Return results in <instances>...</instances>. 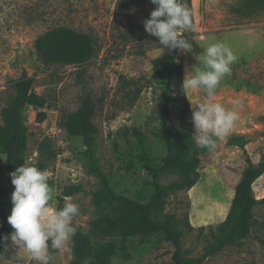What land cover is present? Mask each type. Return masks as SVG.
<instances>
[{"label": "rangeland", "instance_id": "1", "mask_svg": "<svg viewBox=\"0 0 264 264\" xmlns=\"http://www.w3.org/2000/svg\"><path fill=\"white\" fill-rule=\"evenodd\" d=\"M185 2L194 12L195 31L184 34L192 44L191 52L162 51L158 38L146 32L143 21L155 9L150 0H0V126L1 112L26 73L33 81V92L48 105L44 123L36 122L33 108L25 111L27 164L36 167L39 145L50 139L58 152L46 169L54 207L63 208L66 199L61 194L66 186L83 188L71 197L80 208V215L73 219L76 234L63 250H54V264H174V247L162 234L148 238L151 251L136 258L137 218L121 203L104 200L105 185L89 169L82 140L70 137L61 126V120L79 108L86 93H92L98 102L93 118L98 129L96 157L112 192L132 204L149 203L155 190L148 169L162 166L168 154L161 133L165 85L152 71L153 60L165 52L175 53L179 65L173 97L181 90L190 105L185 119L178 121L172 115L171 124L183 126L192 137L193 106L202 102V93L183 89L186 70L202 64L204 49L212 43L224 42L238 57L213 100L226 109L238 100L240 118L214 152L195 144L201 153L200 179L191 189L169 195L159 215L160 220L166 214L174 215L180 229L192 227L191 232L185 230L182 240L184 251L190 252L188 258L202 254L206 241L212 240L210 230L224 222L247 167V156L254 164L263 160L264 0ZM60 27L93 38L95 52L89 61L46 65L35 42L42 33ZM232 139L239 143L231 145ZM243 142L247 154L241 149ZM4 165L0 148V201L8 188ZM177 179L170 175L163 183ZM254 196L259 202L264 200V176L254 185ZM8 245L0 264H37L12 247L10 239ZM204 264H264V205L254 209L252 233L242 246L226 247Z\"/></svg>", "mask_w": 264, "mask_h": 264}, {"label": "trees", "instance_id": "2", "mask_svg": "<svg viewBox=\"0 0 264 264\" xmlns=\"http://www.w3.org/2000/svg\"><path fill=\"white\" fill-rule=\"evenodd\" d=\"M35 50L42 54L48 66H72L89 61L95 52V46L90 35L60 27L42 33L35 42ZM152 71L165 85V118L161 133L168 154L162 166L148 169L155 190L149 203L132 204L112 192L109 180L96 157L98 129L93 123V118L98 109V102L92 93H86L79 108L61 120V126L70 137L82 140L83 157L88 162L89 169L105 185L107 193L103 195L104 200L121 203L130 216L137 218L135 228L140 242L134 253L136 258H143L151 251L146 242L148 238L162 234L174 247V264H204L208 258L220 254L226 247L242 246L243 241L251 236L253 211L258 205H264V200L259 202L254 196V185L264 176V158L260 163L254 164L247 156V167L235 187L232 203L224 222L216 227L215 231L210 230L212 240L206 241L203 253L196 258H188L190 252L184 251L182 240L186 234L185 230L191 232L192 227L188 225L187 229H180L174 215L166 214L162 220L159 215L169 195L191 189L200 179L201 153L195 147L190 131L181 125L174 127L171 124L172 115L178 121H183L185 114L190 112V105L181 90L173 97L179 78L176 54L165 52L161 57L153 60ZM32 85V79L24 73L15 85L13 98L1 112L3 124L0 126V148L5 154L3 174L8 188L4 192L3 200L0 201V258L5 249L2 246V237L10 235L13 231L8 224V216L13 207L11 195L14 192L10 173L27 163L29 138L24 123L25 111L33 108L37 123H44L48 117L47 101L33 92ZM172 106L176 107L175 111H172ZM262 120L264 121V113ZM229 143L236 145L239 140L232 139ZM240 146L247 154L245 143ZM38 152L39 161L36 167L41 171L46 170L58 155L50 139L40 143ZM170 175H177L178 179L169 184L163 183ZM82 189L80 185H68L64 188L61 199L71 198ZM51 252L55 255L54 250Z\"/></svg>", "mask_w": 264, "mask_h": 264}, {"label": "clouds", "instance_id": "3", "mask_svg": "<svg viewBox=\"0 0 264 264\" xmlns=\"http://www.w3.org/2000/svg\"><path fill=\"white\" fill-rule=\"evenodd\" d=\"M155 5L150 18L143 21L146 32L158 38L161 50L191 52L192 44L185 33L194 32L193 10L185 0H150ZM199 66L186 70L184 90L201 91L202 102L193 106L192 123L195 144L201 149L214 152L220 141L225 140L236 122V110L240 102L233 101V108L226 109L214 102V95L225 77L230 76L232 65L238 57L224 42L208 45ZM14 192L8 224L14 229L10 236L2 237V246L18 248L27 253L37 264H54L50 251L63 250L76 234L74 217L80 215L79 205L66 198L62 209L54 207L53 188L49 173L27 163L10 173Z\"/></svg>", "mask_w": 264, "mask_h": 264}]
</instances>
